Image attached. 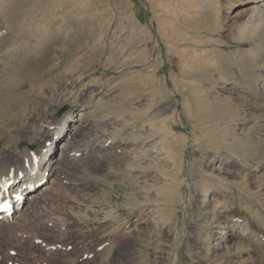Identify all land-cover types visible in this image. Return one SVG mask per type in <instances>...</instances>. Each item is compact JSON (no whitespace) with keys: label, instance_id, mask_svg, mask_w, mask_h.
Returning a JSON list of instances; mask_svg holds the SVG:
<instances>
[{"label":"rangeland","instance_id":"1","mask_svg":"<svg viewBox=\"0 0 264 264\" xmlns=\"http://www.w3.org/2000/svg\"><path fill=\"white\" fill-rule=\"evenodd\" d=\"M263 53L264 0H0L2 170L71 119L0 264H264Z\"/></svg>","mask_w":264,"mask_h":264},{"label":"bare ground","instance_id":"2","mask_svg":"<svg viewBox=\"0 0 264 264\" xmlns=\"http://www.w3.org/2000/svg\"><path fill=\"white\" fill-rule=\"evenodd\" d=\"M253 8H255V7H251L248 10H252ZM56 10H58V9H56ZM248 10H245L244 12L246 13ZM242 13H243V11H242ZM246 27H243V30L244 29L246 30L247 29ZM248 27H250V26H248ZM257 27H255V28H257ZM253 30H254V27L248 28V31H247L248 34L247 35L249 36V34L253 33L254 32ZM41 31H42V29H41ZM241 33H242V31H241ZM42 34H44V33H42ZM263 55H264V53H263ZM241 89H242V87H241ZM244 90H246L245 87H244ZM240 91H242V90H240ZM212 92H213V89H212ZM245 93L247 95H249L250 93H253L252 96H255L256 97L255 99L259 98L263 102L262 104L261 103H256V102H254L253 104H255L256 106H259V107L260 106L264 107V79L260 80V79H258V77L254 78L252 86H251V92H245ZM215 94L216 95H214V97L216 99V98L219 97L220 94L217 91H216ZM239 94L243 95L241 92ZM212 98H213V96H212ZM259 107H257V108H259ZM70 120L71 119H69V120H67L65 122L63 127L59 129L60 131H57V132L53 133V135L51 137V143L52 144L50 145V147H48L46 153L44 154V157L42 158L41 164H39L38 161L29 159V160H26L24 162L25 163L24 166L23 165L12 166V167H9L10 169L5 171V170H2L3 169V165L11 160L10 157L8 156L7 159H10V160L7 161L6 163H4L3 165H0V167H1V169H0V197H2V198L6 197V199H10V201L13 203L15 198H11V197H13V195H15V194H18V198H16V199L19 200V202H20L22 195H24V196L26 195V197H27V192L28 191H30L31 189L35 188L36 186H39V184L44 182L46 177H48V175L51 173V172L48 173L49 170L57 172V170L59 171V169H61V168L63 169V166H65L64 165L65 161L62 162L61 160H64L66 158V155H68V152L65 153V154L61 153L59 158H56L55 160L52 159V161H51V157L53 156V154L55 152L54 151V147L56 145V142H58L64 136V131H65L64 127L68 125L66 123L70 122ZM263 126H264V124H263ZM262 131L264 133V129ZM257 148H255L254 150L255 151H259ZM2 159L4 160L5 157H2ZM43 164L46 165L47 168L45 169V171L42 174H40L44 170V167L42 166ZM263 165H264V163H263ZM45 174H47V175L45 176ZM8 184L10 185L11 191H9L10 189L8 190L9 187L7 188ZM44 191H42L40 193H37V191H36L34 193H31L30 197H27V199H28L27 202H28L29 206L31 205V208H34V207L38 208V203H39L40 199L42 198V196H45V194H46V191H45V193H43ZM20 204H21V202L18 204V206L21 207ZM13 205L17 206V203L14 202ZM23 207H25V205ZM9 217H10L9 215L6 216L4 213L0 212V231L4 230L5 227H7V222L10 220ZM239 228H242V231L240 233L241 238H247L248 235H250L251 233L254 232V231L251 232L250 230H248L246 228V224H244V225L240 224ZM245 231H247V234H245ZM223 234H224L225 239L227 240L226 236H228V234L230 235V232L229 233L224 232ZM250 239H252V238H250ZM251 241L253 242V244L255 246L259 247L264 242L263 235L254 236Z\"/></svg>","mask_w":264,"mask_h":264}]
</instances>
